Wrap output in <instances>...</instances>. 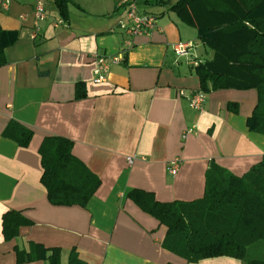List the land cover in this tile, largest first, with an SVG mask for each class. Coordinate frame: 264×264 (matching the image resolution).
Listing matches in <instances>:
<instances>
[{
  "label": "crops",
  "instance_id": "obj_1",
  "mask_svg": "<svg viewBox=\"0 0 264 264\" xmlns=\"http://www.w3.org/2000/svg\"><path fill=\"white\" fill-rule=\"evenodd\" d=\"M123 1L70 0L62 13L55 0H45L37 41L31 39L36 0H11L8 10L0 1V27L11 34L0 67V264H47L18 262L16 250L28 251L31 243L61 248L62 264L72 250L87 264H244L231 256L189 263L166 250L167 227L130 195L192 202L204 197L213 164L239 177L248 173L264 156V134L248 127L258 92L212 91L202 112L191 109L189 94L201 90L197 59L212 53L171 10L178 0L142 5L162 30L133 38L124 60L95 83L96 56L110 61L128 40L118 22ZM178 44L203 49L179 57ZM77 91L85 96L77 99ZM12 121L33 132L28 146L4 137ZM50 137L70 140L72 154L99 179L85 206L50 203L40 154ZM174 160L180 167L173 176ZM10 211L29 224L7 240L3 218Z\"/></svg>",
  "mask_w": 264,
  "mask_h": 264
},
{
  "label": "trees",
  "instance_id": "obj_2",
  "mask_svg": "<svg viewBox=\"0 0 264 264\" xmlns=\"http://www.w3.org/2000/svg\"><path fill=\"white\" fill-rule=\"evenodd\" d=\"M69 1L55 3L63 13ZM171 10L197 30L198 40L212 53L210 58L197 59L201 90H256L259 102L248 127L264 134V0H178ZM10 36L0 27V67L5 64L3 51L11 43ZM83 96L79 91L77 99ZM3 133L21 147L28 146L33 137L30 129L15 121ZM72 146L66 138L50 137L40 148L41 182L56 206H85L99 184L97 176L72 154ZM130 196L167 227L162 246L187 262L231 256L244 264H264V260L246 259L251 246L264 242V156L240 177L213 164L207 172L205 195L196 201L161 203L144 192ZM25 224L29 221L19 212H7L5 239L17 238ZM16 252L19 263L62 264L61 248L31 243L28 251ZM68 264L87 263L72 250Z\"/></svg>",
  "mask_w": 264,
  "mask_h": 264
},
{
  "label": "built area",
  "instance_id": "obj_3",
  "mask_svg": "<svg viewBox=\"0 0 264 264\" xmlns=\"http://www.w3.org/2000/svg\"><path fill=\"white\" fill-rule=\"evenodd\" d=\"M3 9L9 8L11 0H0ZM158 0H124L121 7L124 10L123 16L119 22V27L122 32L127 36L128 40L125 43L124 49L121 53L113 56L110 61H108L105 56H96L97 68L94 72V82L104 83L111 69V63H120L124 60L125 55L133 47L132 39L138 36H149L155 32L161 31L162 28L159 25V18L157 15L142 10V5H150V2H156ZM34 23L33 32L31 35L32 40H38L41 34V23L47 19V9L45 0H36L34 7ZM56 27L59 24L56 22L54 24ZM194 47L193 44H178L175 46V53L179 57L189 56L191 54V49ZM197 65V63H196ZM181 95H185L181 91ZM188 101L191 109L202 112L204 105L207 100V93L202 90L191 92L188 96ZM192 133L189 130L186 135ZM129 163H133V159H129ZM180 167V161L174 160L169 163L168 170L173 176L177 174Z\"/></svg>",
  "mask_w": 264,
  "mask_h": 264
},
{
  "label": "rangeland",
  "instance_id": "obj_4",
  "mask_svg": "<svg viewBox=\"0 0 264 264\" xmlns=\"http://www.w3.org/2000/svg\"><path fill=\"white\" fill-rule=\"evenodd\" d=\"M158 11L159 10H152V12H158ZM202 49H203L202 45H197V46H194L191 49V51L194 53L195 52L200 53ZM203 56L205 57V55H203ZM246 259L247 260H254V259L264 260V242H259V243H256L255 245L251 246L248 249Z\"/></svg>",
  "mask_w": 264,
  "mask_h": 264
}]
</instances>
